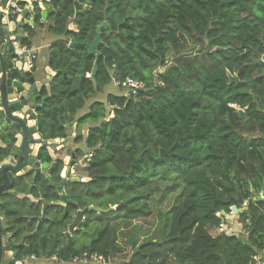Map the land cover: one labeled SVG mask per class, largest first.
Masks as SVG:
<instances>
[{
	"label": "trees",
	"instance_id": "1",
	"mask_svg": "<svg viewBox=\"0 0 264 264\" xmlns=\"http://www.w3.org/2000/svg\"><path fill=\"white\" fill-rule=\"evenodd\" d=\"M43 2L54 7L47 19L35 2L34 25L22 39L10 38L32 48L40 28L54 36L46 65L56 76L50 92L41 91L48 98L38 126L61 138L64 123L78 125L87 153L75 150L85 163L74 169L90 180L63 178L62 160L50 177H17L0 194L7 248L23 264L32 256L70 264H254L252 256L264 252V200L256 199L264 187V0ZM104 22L110 27L92 53L87 44ZM233 76L240 82L231 83ZM128 77L147 84L97 99ZM16 133L0 128V162ZM39 159L52 160L47 149ZM169 193L173 204L155 212L154 202ZM238 196L246 201L240 235L217 232ZM79 210L83 220L70 232ZM154 215L153 229L135 223ZM84 252L108 261H74Z\"/></svg>",
	"mask_w": 264,
	"mask_h": 264
},
{
	"label": "water",
	"instance_id": "2",
	"mask_svg": "<svg viewBox=\"0 0 264 264\" xmlns=\"http://www.w3.org/2000/svg\"><path fill=\"white\" fill-rule=\"evenodd\" d=\"M23 1L27 2L28 6L20 13L12 9V3L20 6ZM44 0H5L0 8V128L2 126L13 127L17 131L15 144L9 149L8 158L0 162L4 183L0 186V194L10 189L17 177L22 176H39L40 174L50 177L56 167V162H41L38 158V145L43 142L52 141L51 133L42 134L38 126L39 108L48 98L42 97L41 91L46 88L50 92V81L56 76V72L48 67L47 74L38 78L35 71L30 70L27 64L23 61L14 60L15 50L10 38V34L18 31V37L22 39L25 36V29L27 25H34L35 23V2ZM54 10L52 5H49L42 11V18L46 19L47 15ZM29 15L32 17L28 19ZM110 27L108 22L102 23L98 27L97 35L94 41L87 44L92 53L97 52V46L101 43V29ZM81 41H74L71 47L80 44ZM72 64L67 67L70 70ZM97 71V63L94 67V72ZM67 76V73H65ZM239 83L238 76L231 77V83ZM41 102L39 103V101ZM1 144V142H0ZM4 145V144H1ZM36 145V146H35ZM34 146V147H32ZM41 146V145H40ZM40 148V147H39ZM34 149V150H33ZM49 152L55 158L54 149L49 146ZM70 150V149H69ZM74 163V161H73ZM72 181H87L89 177L73 176L71 170L65 168L62 177ZM73 176V177H72ZM51 185L54 182L50 180ZM58 191L63 194L64 186L59 185ZM25 196L24 194L19 197ZM31 196V195H30ZM66 200V195H63ZM257 200H264L263 191L256 196ZM234 205L231 207L232 213H226L227 222L233 224V217L239 216L243 211V206L246 201L240 196L232 198ZM125 203L117 204L115 209ZM101 212L103 209L98 206H91ZM225 213V211H223ZM84 210H79L73 222L69 225V231L73 232L78 227V224L83 220ZM237 228V226H235ZM12 238L9 236V241ZM0 264H22L21 260H17L13 250L7 248V244L3 235V226L0 218Z\"/></svg>",
	"mask_w": 264,
	"mask_h": 264
},
{
	"label": "built area",
	"instance_id": "3",
	"mask_svg": "<svg viewBox=\"0 0 264 264\" xmlns=\"http://www.w3.org/2000/svg\"><path fill=\"white\" fill-rule=\"evenodd\" d=\"M27 7V6H26ZM12 8L14 11L22 12L24 10L23 7L16 5L15 2L12 3ZM13 37V36H12ZM11 37V38H12ZM17 38H12V43L14 46V50L16 52L14 60L23 61L27 64L28 68L30 70H33L36 66V60L38 58V48L37 47H28L27 45H22L20 41ZM87 77H91V73L87 74ZM114 84L116 86L123 85L125 86L126 91L129 94L137 93L138 89L144 88L146 86V82L142 80H137L131 77H128L124 81H114ZM92 153L88 154V157H92ZM72 174H75V171L72 172ZM219 215L222 213L219 212ZM219 232H225L226 234L233 235L235 232H237V228L233 226V224L226 222H222L220 226L217 228ZM34 258V256H33ZM53 259H57L56 256L52 257ZM252 259L254 261V264H264V252L262 253H256L252 256ZM74 261H78L81 263H88V262H95V263H106L108 259L98 253H93L91 255V258L89 257L88 252H84L82 256H76L74 257Z\"/></svg>",
	"mask_w": 264,
	"mask_h": 264
},
{
	"label": "rangeland",
	"instance_id": "4",
	"mask_svg": "<svg viewBox=\"0 0 264 264\" xmlns=\"http://www.w3.org/2000/svg\"><path fill=\"white\" fill-rule=\"evenodd\" d=\"M41 35L42 34H38L37 36H35V39H34L35 43H40L41 42V39H42ZM49 37L50 36L48 34H46L45 35V40H48ZM40 65L43 67V64H40ZM36 73H38V72H36ZM122 91H124V93H125L126 89L122 90V89L118 88L117 86H114V84H110V85L105 87L104 92L101 93L98 96L97 99L105 101V100H107V95H108L109 92H115L116 93V92H122ZM93 100L88 101L87 104H91V102ZM112 116H113V114H112ZM89 127H90V125L87 124L83 129L85 130L86 128H89ZM85 131H87V130H85ZM69 142L71 143L72 147L80 148L85 153H87L86 147H84L83 144H81V143L78 144V143H76L74 141H69ZM84 163H85V157L80 158L79 164L83 165ZM81 173L83 174L84 172H82V171H80L78 173L76 172L77 175H75V176H83V175H80ZM155 195H156V198H160L161 192H157V193H155ZM174 200H175V193H169V195H167L166 198L163 201H161L160 203L155 201L154 205H153V207L155 209V212H157L158 208H162L164 210L169 208L173 204ZM233 220H234V223H236L237 225H238V223H240L239 220H238V216H236V215L233 217ZM135 223H138V225L141 226L145 230L153 229L157 225V216L154 215L153 217H150V218H147V219H141V220H139L138 222H135ZM93 230L94 229H92L90 231V233H89L90 235L93 234ZM217 232H218V230H217ZM217 232L211 231V233L214 234V235H216ZM240 233H241V230L237 229V232H235L234 235H240ZM32 258H33V256H32ZM33 259H36V260H32V261L28 260L30 262H28L27 264H54V263L55 264H59L60 263V262H57V261L50 262V261L45 260V259H37L36 257H34ZM119 260H121V259L119 258ZM67 264H70V263H67ZM116 264H120L119 261H117Z\"/></svg>",
	"mask_w": 264,
	"mask_h": 264
},
{
	"label": "flooded vegetation",
	"instance_id": "5",
	"mask_svg": "<svg viewBox=\"0 0 264 264\" xmlns=\"http://www.w3.org/2000/svg\"><path fill=\"white\" fill-rule=\"evenodd\" d=\"M23 2H25V1H23ZM26 6H27V2H26L25 6L23 8L25 9ZM40 102H41V100L39 101V103ZM64 126L67 128V137H61V138L57 139V138H53L52 135H51V139L53 140V142L52 141H48L47 143L43 142V144H39L37 146L38 147V154H37L38 158H39V154L41 153L42 149H47L49 151V149H48L49 146H51L54 149L55 158L51 156L52 160H51L50 164L55 161L56 162L55 169H56L57 166H58V161H60V160L63 161V168H62L61 176H62L63 171L65 170V168H69L71 170V175H73L72 172L75 171L74 168L77 167V165L79 163V160H80V157H78L77 153L75 152V150L80 149V148L72 147L71 143L69 142V141H74V142H76L78 144L81 143V142H78V141H80V140H78V134H77L78 125L71 121V122L64 123ZM47 133H43V134L46 135ZM32 147H34V146H32ZM7 158H8V156L6 158H4V159H7ZM73 161H74V163H73ZM40 175H42V174H40ZM75 175H77L76 171H75V174L73 176H75ZM63 178L68 179L67 175L65 177H63ZM4 238H5V241H6V244H7L9 242V236L4 235Z\"/></svg>",
	"mask_w": 264,
	"mask_h": 264
},
{
	"label": "crops",
	"instance_id": "6",
	"mask_svg": "<svg viewBox=\"0 0 264 264\" xmlns=\"http://www.w3.org/2000/svg\"><path fill=\"white\" fill-rule=\"evenodd\" d=\"M47 1H49V0H47ZM38 3L40 5V7L42 8V10L46 9L47 6L44 4L43 1H40V2L38 1ZM31 17L32 16L29 15L28 19H30ZM46 19H47V17H46ZM46 19H43V20H46ZM18 33H19L18 31H16L15 33L13 32V34H16V35H18ZM38 34H42L41 35L42 39H41L40 43H35V41H34L35 38L33 39V46L38 48L37 52H38V55H39V61H38L37 66H36L37 68L34 69L33 71H35L34 74H36V72L39 73V74L37 73L36 76L40 79V78L44 77L47 74L46 69L48 68V66L46 65V63H47V58H48V54H49V45H50L51 41L54 39V36H52L49 32H47V30L45 28H40L37 31V35ZM46 34H48L50 36L48 38V40H45V35ZM12 38H16V36H13ZM40 64H43V67ZM85 130H88V128H86ZM85 130L83 129L82 131L84 132ZM34 260H36V259H34ZM59 264H67V263L60 262Z\"/></svg>",
	"mask_w": 264,
	"mask_h": 264
},
{
	"label": "clouds",
	"instance_id": "7",
	"mask_svg": "<svg viewBox=\"0 0 264 264\" xmlns=\"http://www.w3.org/2000/svg\"><path fill=\"white\" fill-rule=\"evenodd\" d=\"M16 3V2H15ZM21 6V5H20ZM27 6H28V4H27ZM22 7V6H21ZM25 36H26V32H25ZM115 85V84H114ZM262 193V192H261ZM230 213H232V212H230ZM227 219V218H226ZM233 226L235 227V226H237V229H239V226L236 224V223H234V221H233ZM258 253H260V252H258ZM35 257V256H34ZM34 260V259H33ZM22 264H23V262H22Z\"/></svg>",
	"mask_w": 264,
	"mask_h": 264
}]
</instances>
